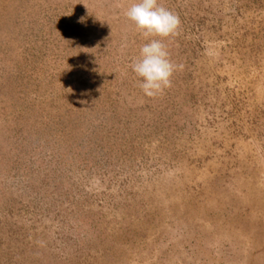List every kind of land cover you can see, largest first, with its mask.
<instances>
[{"label":"rangeland","instance_id":"374dc122","mask_svg":"<svg viewBox=\"0 0 264 264\" xmlns=\"http://www.w3.org/2000/svg\"><path fill=\"white\" fill-rule=\"evenodd\" d=\"M135 2L0 0V264H264V0H158L157 98Z\"/></svg>","mask_w":264,"mask_h":264},{"label":"clouds","instance_id":"9594fccd","mask_svg":"<svg viewBox=\"0 0 264 264\" xmlns=\"http://www.w3.org/2000/svg\"><path fill=\"white\" fill-rule=\"evenodd\" d=\"M125 15L148 41L141 47L139 58L132 63V71L142 78L139 87L143 94L157 98L172 86L174 73L183 67L171 60L164 43L167 38L179 35L180 18L158 0H137Z\"/></svg>","mask_w":264,"mask_h":264}]
</instances>
